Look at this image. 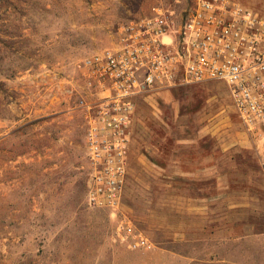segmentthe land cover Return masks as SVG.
<instances>
[{
  "label": "rangeland",
  "instance_id": "374dc122",
  "mask_svg": "<svg viewBox=\"0 0 264 264\" xmlns=\"http://www.w3.org/2000/svg\"><path fill=\"white\" fill-rule=\"evenodd\" d=\"M155 6L178 23L190 0H0V264H264V136L220 83L138 99L119 212L85 203L76 64ZM123 217L153 250L113 238Z\"/></svg>",
  "mask_w": 264,
  "mask_h": 264
},
{
  "label": "built area",
  "instance_id": "2783aa9c",
  "mask_svg": "<svg viewBox=\"0 0 264 264\" xmlns=\"http://www.w3.org/2000/svg\"><path fill=\"white\" fill-rule=\"evenodd\" d=\"M76 69L91 209L119 212L138 99L217 82L246 135L264 136V16L232 0H190L178 23L172 11L155 6L122 25L110 47L84 57ZM113 238L129 249L154 248L125 217Z\"/></svg>",
  "mask_w": 264,
  "mask_h": 264
},
{
  "label": "crops",
  "instance_id": "0c3cea01",
  "mask_svg": "<svg viewBox=\"0 0 264 264\" xmlns=\"http://www.w3.org/2000/svg\"><path fill=\"white\" fill-rule=\"evenodd\" d=\"M213 169H215V166L214 165H209L208 167V174L211 175L213 174ZM216 170H214L215 172ZM210 198V197H209ZM204 200H202L201 198H199L193 205V210L194 212L197 214V216H200L204 213L205 209L206 208H209L211 207L210 205L206 207V204L203 202ZM215 206V205H214ZM232 206H228V209H231ZM227 209V207L225 208ZM198 218H201V217H198ZM213 221H217V217L216 216H213ZM230 225V224H229ZM232 232L230 231L229 229V232H227V229H225V232H224V236L223 237H220V238H224L226 241L227 240H231L232 237ZM185 238V237H184ZM192 238H201V237H197V236H193ZM215 238V237H214ZM217 238V237H216ZM167 255V254H166ZM169 255V254H168Z\"/></svg>",
  "mask_w": 264,
  "mask_h": 264
}]
</instances>
